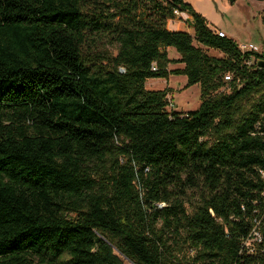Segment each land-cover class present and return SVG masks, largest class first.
<instances>
[{"label":"trees","instance_id":"1","mask_svg":"<svg viewBox=\"0 0 264 264\" xmlns=\"http://www.w3.org/2000/svg\"><path fill=\"white\" fill-rule=\"evenodd\" d=\"M259 63L187 0H0V264H264ZM170 75L197 110L146 88Z\"/></svg>","mask_w":264,"mask_h":264},{"label":"rangeland","instance_id":"2","mask_svg":"<svg viewBox=\"0 0 264 264\" xmlns=\"http://www.w3.org/2000/svg\"><path fill=\"white\" fill-rule=\"evenodd\" d=\"M187 2L206 19L208 26L213 31L217 33L224 31L227 37L234 40L238 45H257L260 53L264 54V2L257 0H187ZM187 29L194 37L192 26L189 25ZM185 31L188 32L187 30ZM194 44L211 56L223 57V54L219 51L203 47L196 41ZM101 48L106 49L113 55H117L119 47L109 38L104 39ZM168 55L172 58L174 55L179 56V53L172 48ZM173 65L169 66V70L181 67L178 63ZM187 83V76L171 75L168 80L154 79L146 85V88L148 90L169 89V111H195L201 104V87L199 84L186 87ZM229 92L230 89L224 87L213 95L218 96L221 93L226 94ZM198 194L199 191H190L188 199L197 204ZM189 210L191 211V209ZM124 263L133 264L126 259H124Z\"/></svg>","mask_w":264,"mask_h":264},{"label":"built area","instance_id":"3","mask_svg":"<svg viewBox=\"0 0 264 264\" xmlns=\"http://www.w3.org/2000/svg\"><path fill=\"white\" fill-rule=\"evenodd\" d=\"M191 15L188 12L181 11L180 9L174 10V18L169 20L168 27L174 28L179 23H184L186 25L190 24L191 21ZM173 30V29H171ZM219 36L224 37L225 34L223 32H218ZM242 52H253V53H260V49L258 46H255L253 44H245L239 46ZM258 66V61L255 59H250L246 62V66L248 68H254L255 66ZM154 70H156V67H154ZM233 79L232 74H228L225 76L226 81H231ZM261 239L260 232L258 231L257 227L253 231V239L247 240L246 245L249 247L252 244V241H259Z\"/></svg>","mask_w":264,"mask_h":264},{"label":"crops","instance_id":"4","mask_svg":"<svg viewBox=\"0 0 264 264\" xmlns=\"http://www.w3.org/2000/svg\"><path fill=\"white\" fill-rule=\"evenodd\" d=\"M189 25H191V24H188V25H186V24H184V23H179V24H177L174 28H170V29H173V30H182V31H185V30H187L188 32H189V29H187V27L189 26ZM193 29V28H192ZM194 31V30H193ZM220 32H223L224 34H225V36L227 37V35H226V33L224 32V31H220ZM190 33V32H189ZM254 45V44H253ZM240 46V45H239ZM255 46H257V45H255ZM172 51V48H168V53L170 54V52ZM170 59H175V60H178V59H180V55L179 56H177V55H174V57H169ZM178 65L179 66H181L180 68H184V64H181V63H178ZM169 66H174L173 64H170ZM168 69H169V67H168ZM171 70H174V69H171ZM171 76V75H170ZM169 76V77H170ZM169 79V78H168ZM168 79H165V80H168ZM154 79H150V80H148L147 81V83H146V85H148L150 82H152Z\"/></svg>","mask_w":264,"mask_h":264},{"label":"water","instance_id":"5","mask_svg":"<svg viewBox=\"0 0 264 264\" xmlns=\"http://www.w3.org/2000/svg\"><path fill=\"white\" fill-rule=\"evenodd\" d=\"M259 2H264V0H257ZM259 66H264V64L259 63Z\"/></svg>","mask_w":264,"mask_h":264}]
</instances>
